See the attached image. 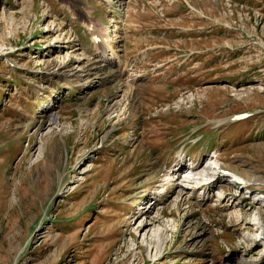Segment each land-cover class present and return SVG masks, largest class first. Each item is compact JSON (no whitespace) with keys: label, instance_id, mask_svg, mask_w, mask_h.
<instances>
[{"label":"rangeland","instance_id":"374dc122","mask_svg":"<svg viewBox=\"0 0 264 264\" xmlns=\"http://www.w3.org/2000/svg\"><path fill=\"white\" fill-rule=\"evenodd\" d=\"M260 233L264 0H0V264H264Z\"/></svg>","mask_w":264,"mask_h":264},{"label":"bare ground","instance_id":"6f19581e","mask_svg":"<svg viewBox=\"0 0 264 264\" xmlns=\"http://www.w3.org/2000/svg\"><path fill=\"white\" fill-rule=\"evenodd\" d=\"M88 28L91 30V33L94 31V30H96V31H99V28H97V27H95L94 25H92L91 24V26L89 27L88 26ZM103 32V31H102ZM104 33V32H103ZM93 34V33H92ZM92 34H91V36H92ZM105 37V36H104ZM95 38H97V37H95V33H94V35H93V41L97 44V46L99 47V48H101V46H103V44L106 46V47H108L109 45H108V38L107 37H105V38H107V39H104L103 40V35H102V39H100V37L98 36V40H96ZM110 44V43H109ZM98 48V49H99ZM104 52V51H103ZM53 123H57V119H53ZM182 162H179V164H181ZM179 168H183V166H181V165H179ZM187 172H190V173H193L194 175H199V174H197L195 171H193L192 169H189V170H187ZM187 172H185V173H187ZM207 172V171H206ZM206 172L205 171H203L202 172V175L205 177V174H206ZM192 174V175H193ZM194 180V181H193ZM236 180L237 181H240L239 179H237L236 178ZM206 181V179L204 180V181H202V179H198V178H196V177H191V182H192V184H195V185H197V184H199V183H203V182H205ZM168 182L170 183L171 182V178H168ZM203 184H205V183H203ZM175 190H176V199H178V198H181L183 195H184V189H182V187H180V186H177V188H175ZM155 205H157V203L155 204ZM147 214V213H146ZM143 229H145L146 228V226L144 225L143 227H142ZM256 241V240H255Z\"/></svg>","mask_w":264,"mask_h":264}]
</instances>
